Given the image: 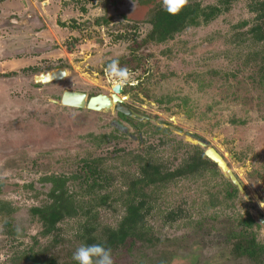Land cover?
<instances>
[{
    "label": "rangeland",
    "instance_id": "obj_1",
    "mask_svg": "<svg viewBox=\"0 0 264 264\" xmlns=\"http://www.w3.org/2000/svg\"><path fill=\"white\" fill-rule=\"evenodd\" d=\"M255 1L191 0L221 13L165 43L146 44L151 29L141 22L162 0L133 9L131 23L116 12L105 28L95 22L109 0H0V264H33L31 249L69 264L87 230L117 229L139 204L143 237L112 253L113 264H250L235 259L233 245L253 234L264 242V81L262 48L251 33ZM29 15V25L15 24ZM113 60L128 71V82L142 78V98L129 102L153 122L137 129L109 112L51 103L64 83L75 81L89 94L109 88L115 81L108 73L75 74L82 63L106 68ZM58 68L67 69L68 80L34 84L35 76ZM196 141L224 158L246 196L233 194L218 168L140 183L145 162L166 173L184 168L198 148L205 151ZM86 166L95 175L84 176ZM60 178L67 180L71 211L59 231L44 235L32 211L54 203Z\"/></svg>",
    "mask_w": 264,
    "mask_h": 264
},
{
    "label": "trees",
    "instance_id": "obj_2",
    "mask_svg": "<svg viewBox=\"0 0 264 264\" xmlns=\"http://www.w3.org/2000/svg\"><path fill=\"white\" fill-rule=\"evenodd\" d=\"M149 1L144 3L142 0L141 3L147 5ZM230 1L231 0H221L222 4L225 6H227ZM254 6L255 8H252V11L256 13L257 17L255 19V24L251 28V33L254 42L257 45L259 44L262 48L260 56L262 64L259 68V73L263 76L262 81H264V0L255 1ZM150 11L151 15L148 16V21L152 23L150 37L162 43L166 40L173 39L175 35L181 33L190 26H197L200 19L206 23L214 20L221 13V8L209 7L208 9H202L200 4L193 2L187 3L181 12L175 16L169 15L163 11L161 5ZM196 153L197 154L193 156L189 164L184 168L175 170V172L166 173L157 164L145 162L146 164L141 169L142 179L140 183L144 186L160 185L173 178L195 174L200 171L201 168L211 169L216 167L214 163L205 157L204 151L198 148ZM229 185L233 189V194L239 193L238 189L231 184L230 181ZM52 195L54 203L42 208H35L32 211V214L37 217L41 223L44 229V235H51L57 232L58 224L63 220L64 216L70 214L71 211L62 187L57 185ZM145 222L143 204L132 205L128 208L127 215L117 229L104 227L102 228L104 231L100 235L87 237L86 244L91 245L99 243L115 251L118 248L125 247L127 240L143 237V235H141V229H144ZM256 246L259 245H255L253 240H246V242L240 241L238 244H235L234 252L238 253V251L242 250L251 257H256L257 260H260V257H262L264 253V246ZM43 253H45V255H43L42 258H35L32 256L30 258L31 262L33 264H58L56 260L49 257L45 251Z\"/></svg>",
    "mask_w": 264,
    "mask_h": 264
},
{
    "label": "flooded vegetation",
    "instance_id": "obj_3",
    "mask_svg": "<svg viewBox=\"0 0 264 264\" xmlns=\"http://www.w3.org/2000/svg\"><path fill=\"white\" fill-rule=\"evenodd\" d=\"M139 1V2H138ZM141 1L142 0H109V2H108V7L105 9V16L104 17H102V18H98L97 20H96V22H95V26L96 27H102V28H105V27H107V26H109L110 25V23H111V20L114 18V16H116V14L119 16V14H120V17H126V19H125V21L127 22V23H131L130 21H133V20H131V17H129V15H131L132 14V10L133 9H136V8H139V5H141V6H143V7H146V6H148L150 3H148L147 5H145V4H142L141 3ZM144 1V3L145 2H147V1H149V0H143ZM150 1H153V0H150ZM190 1L191 0H188V2L190 3ZM231 1H233V0H231ZM231 1H230V3H231ZM229 3V4H230ZM228 4V5H229ZM158 5L156 4V5H153V7L150 9V10H153V9H155L156 7H157ZM220 8V7H219ZM108 12V13H107ZM117 12V13H116ZM253 13H255L254 11H253ZM256 14V13H255ZM151 15V11H149L148 12V14H147V19L145 20V21H143V22H141V23H143V24H146V26L148 25V26H150V33H149V35H148V38H145V41L146 42H144V43H151L152 44V41L153 42H155V43H159V44H162V43H165V42H167V41H169V40H172V39H169V40H166V41H164V42H162V43H160V42H158V41H155V39L154 38H152V37H150V34H151V31H152V23H150V21H148L149 19H148V16H150ZM256 17H257V15H256ZM47 20H48V18H49V16H46L45 17ZM28 19H29V22H25V21H20V20H14V22H15V24L16 23H18V24H22V26H25V25H29L30 24V19L32 20L33 19V16L32 15H29L28 16ZM128 19L130 20V21H128ZM134 22V21H133ZM187 29V28H186ZM117 39L119 40V41H128L129 40V38H128V36H126V35H119L118 37H117ZM174 39V38H173ZM141 44H139V45H137V46H135V49L134 50H132L130 53H129V55H130V58H131V61L132 60H134L135 58H136V54H137V47H139ZM142 48V47H141ZM81 68H83L82 69V72L81 73H79L78 74V72L76 71V74H75V76L76 75H78V76H84L85 74H92V75H94V76H96V77H102V76H107V71H106V68H103L102 66H100V68L98 67V66H93V65H85L84 66V63H82V65L80 66V68H78L80 71H81ZM57 70H67V69H63V68H58V69H55V70H52V71H50V72H46V73H42V74H47V73H51V72H55V71H57ZM70 73L68 72V76H66V77H64V78H62L61 80H58V81H54V82H51V83H63L65 80H68V78L70 77V75H69ZM39 75H41V74H38L37 76H39ZM37 76H35L34 78H33V82H34V84L35 85H37V86H43V85H49V84H51V83H36L35 82V78L37 77ZM72 81H74V80H72ZM70 83V84H69ZM69 83H67V84H69V85H72V83L71 82H69ZM109 83H110V86H109V88H105V87H103V88H101L102 90H101V92L100 93H98V94H89V93H87V92H82V91H79V90H76L75 89V87L73 86V85H76V83H75V81H74V84L72 85V86H67V84L65 85V83H64V86H65V89L61 92V94H60V97H59V100L58 101H52L51 103H53V104H56V105H60V106H62V107H64V108H70V109H76V110H83V109H79V108H74V107H71V106H65V105H63L62 104V99H63V96H64V94L65 93H67V92H71V93H80V94H84V95H86L87 96V102H89L92 98H95V97H98V96H100V95H104V96H106L107 98H109L110 100H112L113 101V96L114 95H116L117 97H119L121 100H122V106H124V107H127V108H129L131 111H135L136 113H138V114H140V115H142V116H144V117H146V119H144V118H138V117H135V118H133V117H130V116H128V115H125V114H123V113H121V112H119V110H118V106L119 105H121V104H119V103H117V105L115 106V107H113V109H111V110H109L108 112L109 113H111V114H114V115H116L117 116V119L120 121V123H124L125 125H128V126H130V127H134V128H137V129H139L140 127H144V125H146L147 123H151V122H153V119L152 118H150L149 116H147L145 113H144V111L143 110H141V109H139V108H137V107H135V106H133L132 104H130V100L131 99H133L134 97L136 98V99H140V97L142 96V93L141 92H143L142 90H143V83H142V78H138L136 81H134L133 83H131V82H127L125 85H124V87H122V88H119L120 89V93H116L115 91H114V89L115 88H117V87H115V83L113 84V83H111L110 81H109ZM142 98V97H141ZM138 99V100H139ZM142 100V99H141ZM84 110H87V109H84ZM104 111H100V112H97V113H103ZM173 128V127H172ZM123 134L124 135H127L128 134V131H125V132H123ZM110 139H112L111 137L110 138H108L107 139V141L110 143L111 142V140ZM197 143H206V145H207V142H205V141H196ZM199 145V144H198ZM200 146V145H199ZM208 146V145H207ZM205 150H206V148H204ZM204 153H205V151H204ZM213 163V162H212ZM228 165V164H227ZM88 168V169H87ZM215 168H218L217 166L215 167ZM86 171L84 172V176H90L91 174L92 175H95V172L94 171H92V167H90V166H86ZM91 169V170H90ZM219 169V168H218ZM219 171L220 172H222L220 169H219ZM223 173V172H222ZM225 175V174H224ZM89 179H90V177H89ZM57 180V179H56ZM229 180V179H228ZM237 180L239 181V183H240V185H242L243 186V189H244V191L243 192H240V190L237 188V186L236 185H234L230 180V182H231V184H233L237 189H238V192H239V194H241V195H243V196H246V189H245V186H244V184L241 182V180L237 177ZM89 180H87V177H86V179H85V185H87L86 187H88V188H90V186H89ZM53 183V182H52ZM68 183H67V180H65V179H58V186H60V187H62V189H63V192H64V194L66 195L67 194V191L65 192V190H66V185H67ZM94 184V183H93ZM59 193V192H58ZM66 201L68 202L69 200L66 198ZM42 208V207H41ZM35 209V208H34ZM33 209V210H34ZM68 215V214H67ZM34 216V215H33ZM35 217V216H34ZM65 217H66V215L64 216V218H63V220L58 224V226L64 221V219H65ZM36 219H38L37 217H35ZM260 225H262V226H264V218H262V217H260ZM39 222V221H38ZM250 223H251V226H254V227H257L256 226V224L251 220V221H249ZM40 223V222H39ZM40 225H41V223H40ZM42 226V225H41ZM103 227H101V229L100 230H96V229H94V230H87V233H86V242H87V237H90V236H97V235H100L101 233H103V229H102ZM44 230V229H43ZM57 231H59V227H58V229H57ZM253 238H256V234H253L252 235V237L250 238V241H254V243H255V245L257 244V245H259V246H256V247H263L264 246V242H261V244L259 243V240H257V238L254 240ZM129 240H127L126 241V245L127 244H129V242H128ZM87 245V244H86ZM233 247H234V245H233ZM123 248H125V247H121V248H118V249H116L115 251L114 250H111V254L112 253H115V252H118L119 250H121V249H123ZM235 248V247H234ZM234 248H233V253H234V255H235V259H237V258H241V259H245L246 261H247V263H250V264H264V253H263V256L262 257H260V260H257V258L255 257H251L250 255H248V254H246V252H244V251H238V253H236V252H234L235 250H234ZM45 252H46V250H45ZM30 255H29V259L32 257V256H34L35 258H37V257H43L42 256V254H40V253H37L34 249H31L29 252H28ZM35 254V255H34ZM47 255H49V252L47 253ZM49 257H52L53 259H55L54 258V256L53 255H51V256H49ZM56 260V259H55ZM31 261V260H30ZM57 262V261H56ZM58 264H61L60 262H57ZM69 264H76V262L73 260L71 263H69Z\"/></svg>",
    "mask_w": 264,
    "mask_h": 264
},
{
    "label": "water",
    "instance_id": "obj_4",
    "mask_svg": "<svg viewBox=\"0 0 264 264\" xmlns=\"http://www.w3.org/2000/svg\"><path fill=\"white\" fill-rule=\"evenodd\" d=\"M68 76L67 70H57L55 72L47 73V74H41L35 78L36 83H51L54 81L61 80L62 78ZM114 91L118 94L120 93L119 88H115ZM117 103L121 104L118 106L119 112L128 115L130 117H138V118H144L146 117L136 113L135 111H131L129 108L122 106V100L117 97L116 95L113 96V101L107 98L104 95H100L98 97L92 98L89 102H87V96L80 93H71L67 92L64 94L62 99V104L65 106H71L74 108L79 109H87L89 111L94 112H108L109 110L113 109L117 105ZM161 125L160 123H157ZM172 130L176 131L179 134H182V131L177 130L175 128H172ZM202 148H206L205 150V157L209 159L211 162H213L224 174L225 178H228L234 185L237 186V188L240 190V192H243V186L240 185L239 181L237 180V176L232 172V170L228 167L226 161L220 154L214 149L210 148L206 145V143H198Z\"/></svg>",
    "mask_w": 264,
    "mask_h": 264
},
{
    "label": "clouds",
    "instance_id": "obj_5",
    "mask_svg": "<svg viewBox=\"0 0 264 264\" xmlns=\"http://www.w3.org/2000/svg\"><path fill=\"white\" fill-rule=\"evenodd\" d=\"M188 0H162L161 8L169 15L175 16L187 5ZM106 71L115 81V87L122 88L129 80L126 69L118 67V61H111ZM76 264H113L111 250L102 244L81 245L73 253Z\"/></svg>",
    "mask_w": 264,
    "mask_h": 264
}]
</instances>
